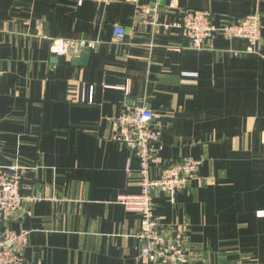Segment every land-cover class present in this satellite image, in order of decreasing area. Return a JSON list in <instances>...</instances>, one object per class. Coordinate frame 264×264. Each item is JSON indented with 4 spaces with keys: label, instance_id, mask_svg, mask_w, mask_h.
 <instances>
[{
    "label": "crops",
    "instance_id": "1",
    "mask_svg": "<svg viewBox=\"0 0 264 264\" xmlns=\"http://www.w3.org/2000/svg\"><path fill=\"white\" fill-rule=\"evenodd\" d=\"M142 1L160 3L157 25L126 0H0V158L22 166V191L36 197L0 226L30 230L23 264H155L140 252V215L116 200L141 190L139 158L112 138L128 102L154 113L153 176L202 160L174 200L153 193L159 223L187 235L190 262L264 264V0ZM185 11L217 25L259 14L255 50L221 34L194 48L178 25ZM59 38L96 46L58 58Z\"/></svg>",
    "mask_w": 264,
    "mask_h": 264
},
{
    "label": "built area",
    "instance_id": "2",
    "mask_svg": "<svg viewBox=\"0 0 264 264\" xmlns=\"http://www.w3.org/2000/svg\"><path fill=\"white\" fill-rule=\"evenodd\" d=\"M110 3L113 0H95ZM135 5L136 16L145 24L157 25L159 2L126 0ZM186 38L196 49L204 46L205 40L216 35L227 38H241L247 41L248 50H255L261 36L262 18L251 14L236 22L215 24L213 17L205 11H185L178 22ZM125 29L115 27L113 40L121 42ZM96 42L87 39H64L53 41L52 53L58 57H77ZM120 89L127 91L126 86ZM159 131L154 124V113L147 105H135L124 102L115 119V131L112 138L128 146L140 160V186L138 193H123L117 196V202L129 212L140 215L141 223L137 237L141 242V255L155 264H192L189 260L190 247L187 235L177 225L159 223L154 213L153 193L156 190L167 192L172 200L178 192L184 190L198 174L202 160L184 158L167 161L158 176L152 174V164L157 153L156 144ZM1 156V139H0ZM22 166L5 165L0 158V224L7 212L20 210L26 202H32L35 196L25 195L22 191ZM264 213V212H263ZM30 230H14L0 226V264H23L25 250L29 243ZM237 264H243L237 262Z\"/></svg>",
    "mask_w": 264,
    "mask_h": 264
}]
</instances>
